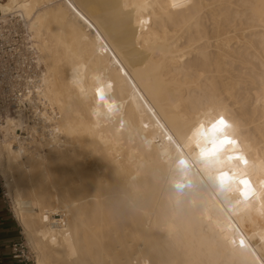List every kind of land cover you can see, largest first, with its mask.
<instances>
[{
    "label": "bare ground",
    "instance_id": "obj_1",
    "mask_svg": "<svg viewBox=\"0 0 264 264\" xmlns=\"http://www.w3.org/2000/svg\"><path fill=\"white\" fill-rule=\"evenodd\" d=\"M10 17L57 111L0 125L36 264H264V0H0ZM222 127L226 165L202 157Z\"/></svg>",
    "mask_w": 264,
    "mask_h": 264
},
{
    "label": "built area",
    "instance_id": "obj_2",
    "mask_svg": "<svg viewBox=\"0 0 264 264\" xmlns=\"http://www.w3.org/2000/svg\"><path fill=\"white\" fill-rule=\"evenodd\" d=\"M43 70L22 22L13 17L0 22V125L18 115L26 122L37 124L43 123L45 112H50L52 117L56 115L57 111L48 110L39 94ZM11 260L28 264L22 244L12 245ZM0 264H4L2 259Z\"/></svg>",
    "mask_w": 264,
    "mask_h": 264
},
{
    "label": "crops",
    "instance_id": "obj_3",
    "mask_svg": "<svg viewBox=\"0 0 264 264\" xmlns=\"http://www.w3.org/2000/svg\"><path fill=\"white\" fill-rule=\"evenodd\" d=\"M2 187L0 185V259L4 264H19L11 260V247L20 240V226L3 196Z\"/></svg>",
    "mask_w": 264,
    "mask_h": 264
},
{
    "label": "rangeland",
    "instance_id": "obj_4",
    "mask_svg": "<svg viewBox=\"0 0 264 264\" xmlns=\"http://www.w3.org/2000/svg\"><path fill=\"white\" fill-rule=\"evenodd\" d=\"M23 136H27V133L23 134ZM0 185L2 187L1 178H0ZM2 192H3V196L5 197V200L7 201L8 206L11 209V204H10L11 201L7 197L3 187H2ZM17 224H18V222H17ZM19 230H20L21 234H20V240L18 241V243L23 245L25 257L28 258V264H36L35 254H34L33 250L31 249V247L28 245L27 239L23 236L21 227H19Z\"/></svg>",
    "mask_w": 264,
    "mask_h": 264
}]
</instances>
